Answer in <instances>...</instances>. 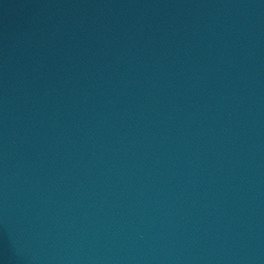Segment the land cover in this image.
<instances>
[{
  "label": "water",
  "instance_id": "95a60500",
  "mask_svg": "<svg viewBox=\"0 0 264 264\" xmlns=\"http://www.w3.org/2000/svg\"><path fill=\"white\" fill-rule=\"evenodd\" d=\"M0 264H264V0H0Z\"/></svg>",
  "mask_w": 264,
  "mask_h": 264
}]
</instances>
